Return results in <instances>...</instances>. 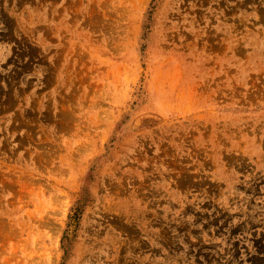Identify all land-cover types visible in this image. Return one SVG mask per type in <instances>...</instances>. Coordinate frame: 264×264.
Masks as SVG:
<instances>
[{"label": "rangeland", "instance_id": "1", "mask_svg": "<svg viewBox=\"0 0 264 264\" xmlns=\"http://www.w3.org/2000/svg\"><path fill=\"white\" fill-rule=\"evenodd\" d=\"M0 264H264V0H0Z\"/></svg>", "mask_w": 264, "mask_h": 264}]
</instances>
